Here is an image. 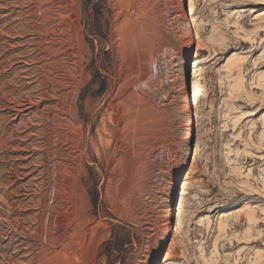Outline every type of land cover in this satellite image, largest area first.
Here are the masks:
<instances>
[{
    "label": "rangeland",
    "instance_id": "1",
    "mask_svg": "<svg viewBox=\"0 0 264 264\" xmlns=\"http://www.w3.org/2000/svg\"><path fill=\"white\" fill-rule=\"evenodd\" d=\"M179 2L0 0V264H264V0Z\"/></svg>",
    "mask_w": 264,
    "mask_h": 264
},
{
    "label": "bare ground",
    "instance_id": "2",
    "mask_svg": "<svg viewBox=\"0 0 264 264\" xmlns=\"http://www.w3.org/2000/svg\"><path fill=\"white\" fill-rule=\"evenodd\" d=\"M179 8L181 9L182 11V16L184 17L185 15H187L188 11H187V2L186 0H180L179 2ZM190 56V50H188L185 54V58L189 57ZM181 81L183 82V87H182V95H183V98H184V107L186 108V112L188 114V119H187V124H188V132H187V135H186V138L187 139H190L191 138V125H192V119H191V115H190V104H191V101H190V98H189V84L187 83V80L185 78V76H183L181 78ZM183 170V166L179 168V170L177 171V174H179V172ZM175 192V183L172 184L171 188L169 189L168 193H167V199L169 201L168 205V210H167V213L166 215L168 216V228L170 229L171 228V225L173 224V220L171 219V216L173 215L174 213V210H175V207H173V204H171V198L173 196ZM179 208V207H177ZM168 229V230H169ZM164 244V238L159 242L158 244V250H157V253H156V256L159 255L160 251H161V248Z\"/></svg>",
    "mask_w": 264,
    "mask_h": 264
}]
</instances>
